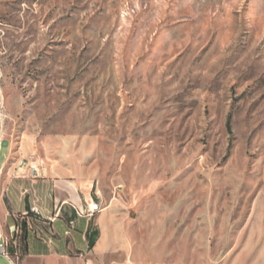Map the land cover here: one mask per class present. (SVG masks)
<instances>
[{
	"label": "rangeland",
	"instance_id": "1",
	"mask_svg": "<svg viewBox=\"0 0 264 264\" xmlns=\"http://www.w3.org/2000/svg\"><path fill=\"white\" fill-rule=\"evenodd\" d=\"M6 141L99 189L92 264H264V0H0Z\"/></svg>",
	"mask_w": 264,
	"mask_h": 264
},
{
	"label": "crops",
	"instance_id": "2",
	"mask_svg": "<svg viewBox=\"0 0 264 264\" xmlns=\"http://www.w3.org/2000/svg\"><path fill=\"white\" fill-rule=\"evenodd\" d=\"M8 152L0 164V232L3 240L14 225L22 228L19 252L27 258L47 262L92 264L101 251L100 219L105 209L91 219L79 218L74 207L97 202L105 208L99 189L86 177H74L65 167L47 168L39 177H32L21 166L23 156ZM3 142H0V147ZM95 233L93 247L90 240ZM108 246L103 254L115 251ZM14 252V249H10Z\"/></svg>",
	"mask_w": 264,
	"mask_h": 264
},
{
	"label": "built area",
	"instance_id": "3",
	"mask_svg": "<svg viewBox=\"0 0 264 264\" xmlns=\"http://www.w3.org/2000/svg\"><path fill=\"white\" fill-rule=\"evenodd\" d=\"M21 166L25 169H27L32 177H39L44 172V166L42 164H37L36 162H22ZM77 217L79 218H87L91 219L95 215L100 214L103 211V207L100 203L91 201L86 202L82 206H75L74 207ZM11 235H12V242H4V240L1 237L0 232V256L4 257L6 260L11 262V264L14 263V261H18L20 258V252H19V242L20 239H17V237H20L22 235V228L18 225H14L11 229ZM21 238V237H20ZM11 248L14 249V252H11Z\"/></svg>",
	"mask_w": 264,
	"mask_h": 264
},
{
	"label": "trees",
	"instance_id": "4",
	"mask_svg": "<svg viewBox=\"0 0 264 264\" xmlns=\"http://www.w3.org/2000/svg\"><path fill=\"white\" fill-rule=\"evenodd\" d=\"M226 127H227L228 132L231 133V126H230V121L229 120L227 121ZM97 236H98V233H95L94 236L91 238V240L89 242L90 247H93V245L95 243V239H96Z\"/></svg>",
	"mask_w": 264,
	"mask_h": 264
},
{
	"label": "bare ground",
	"instance_id": "5",
	"mask_svg": "<svg viewBox=\"0 0 264 264\" xmlns=\"http://www.w3.org/2000/svg\"><path fill=\"white\" fill-rule=\"evenodd\" d=\"M4 242H12V235L9 238L5 239Z\"/></svg>",
	"mask_w": 264,
	"mask_h": 264
}]
</instances>
